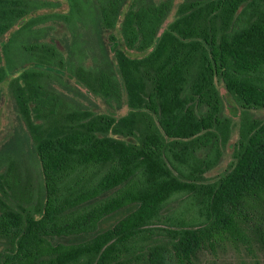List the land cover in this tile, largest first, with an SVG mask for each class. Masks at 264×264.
Masks as SVG:
<instances>
[{"label":"trees","instance_id":"16d2710c","mask_svg":"<svg viewBox=\"0 0 264 264\" xmlns=\"http://www.w3.org/2000/svg\"><path fill=\"white\" fill-rule=\"evenodd\" d=\"M124 1L65 0L66 11L34 14L56 3L0 0V82L21 68L7 85L29 132L25 158L12 141L0 148V264H121L179 192L204 224L160 228L166 240L151 256L162 263L173 250L189 260L215 233L237 232L264 209V116L255 112L264 109V0H181L163 28L172 0H131L121 35L149 51L117 59L129 109L112 137V118L67 97L48 68L119 102L111 62L89 71L75 57L77 37L113 28ZM56 21L72 32L65 52L49 35ZM220 82L240 110L237 138L224 171L205 181L233 128ZM254 227L264 242V228Z\"/></svg>","mask_w":264,"mask_h":264},{"label":"rangeland","instance_id":"374dc122","mask_svg":"<svg viewBox=\"0 0 264 264\" xmlns=\"http://www.w3.org/2000/svg\"><path fill=\"white\" fill-rule=\"evenodd\" d=\"M50 1L55 2L56 5L38 9L34 14L67 10L65 0ZM130 1L125 0L122 4L118 21L113 28L101 27L97 31H81L80 36L77 37L80 50L76 54L75 63L89 71H93L100 67L103 58H107L111 62L120 83L121 99L119 102H106L95 94L86 93L84 86L67 71L57 67L48 68L61 75L63 84H56V86L67 97L80 101L90 111L103 113L112 118L113 127L110 130L112 137H117L115 133L116 126L129 109L117 59L122 55L130 58H140L149 51L148 49L141 50L128 46L121 35L120 21L127 11ZM180 1L172 0L171 10L163 21L161 28L175 17V10ZM21 22L22 20L17 25ZM49 23V20L45 21V24ZM52 25L53 28L49 31V35L54 37L56 45L65 52L72 44V32L61 22H52ZM6 34L3 38L6 37ZM24 66H34V64L26 63ZM20 70L21 68L18 67L13 72L9 71L0 82V148L12 141L15 150L25 158L26 140H29L27 123L20 115L14 97L7 85L10 76L18 74ZM217 87L223 97V112L230 117L233 128L225 148L222 149L218 163L204 173L205 181L216 179L224 171L231 160L233 143L237 138L239 107L221 82L217 83ZM255 112L264 116V109H257ZM116 214L114 217L102 221L100 229L111 226L122 212ZM148 224L147 229L136 238V243L131 248L132 258L125 260V257L129 256L130 253L126 256L125 254L120 256V259H122L121 264H264V242L261 240L260 234L255 232L254 227V224H258L264 228V209H261L258 213L250 214L248 219L242 220L239 223L237 232L223 231L220 234L215 233L211 237V241L204 243L189 260L178 258L173 250L170 251V254L162 263L154 262L153 256H151L152 247L166 240L165 232L160 228L176 227L180 224L193 226L204 224V216L199 213L198 205L188 193L179 192L171 195L163 204L158 216Z\"/></svg>","mask_w":264,"mask_h":264}]
</instances>
